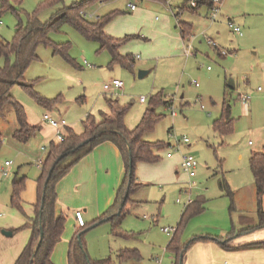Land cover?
I'll return each mask as SVG.
<instances>
[{
    "label": "rangeland",
    "instance_id": "1",
    "mask_svg": "<svg viewBox=\"0 0 264 264\" xmlns=\"http://www.w3.org/2000/svg\"><path fill=\"white\" fill-rule=\"evenodd\" d=\"M43 1L23 0L19 17L10 11L1 12L0 40L11 42L18 24L21 22L24 26L27 16ZM84 1L61 0L53 8L40 11L39 21L45 24L59 10ZM187 1L110 0L94 1L85 6L82 14L89 22L117 14L105 29L122 33L120 37H139L122 45L119 52L121 56L134 57L130 69L111 66L109 52L101 50L97 42L86 39L68 23L49 33L51 43L67 45V59L54 55L50 45L37 46L38 60L25 71L24 82L39 97L49 102L59 100L50 111L39 106L18 85L10 90V96L24 109L27 123L39 131L29 142L21 143L12 138L13 130L17 129L12 109L6 106L4 117L0 115V213L3 218L11 219L14 212L27 215V210L35 203L36 179L41 174L37 161L45 158L50 142L58 144L55 130L43 122L42 117L47 114L55 119L62 118L79 134L86 117L92 115L99 121L100 113L108 112L106 100H111L129 106L124 118L128 130L135 129L149 109L161 116L153 130L146 132L142 139L149 143L161 142L164 148L154 153L159 158L156 163L135 165L136 179L139 168H145L141 175L144 180L139 181L141 187L130 196V200L140 202V207L133 212L129 208V213L121 220L119 232L122 236L112 235V222L89 225L83 215L86 224L83 241L92 261L115 260L119 250L127 249L138 251L140 260L126 264H174L166 248L179 227L188 201L191 206H201L203 210L196 215L186 214L179 229L183 245L189 246L200 237L225 238L230 233L239 234L241 229L258 225V212H264V196L259 208L249 158L262 152L264 147V0H221L218 11H209L207 19L205 9L197 16L182 12L184 18L193 19L194 16L195 22L191 23L192 32L183 43L181 57L168 59L164 53L170 44L149 27L150 13L138 16L137 12L130 11L129 5L134 4L140 10L145 2H151L147 9L154 13L153 20L167 17L174 32L175 25L184 19L181 16L174 19V15ZM229 20L240 28L242 36L229 29ZM207 39H211L216 48L209 45ZM221 51L227 55L221 56ZM3 64L0 59V67ZM140 71L147 72L142 79L138 78ZM113 80L122 82L123 87L105 92L103 86ZM230 84L233 89L228 88ZM159 95L161 103L154 106L152 101ZM239 95L249 98L246 114L242 101H238ZM141 98L144 103H140ZM224 100L230 105L232 128L231 132L219 135L212 124L220 117ZM172 112L175 117L171 116ZM184 138L188 140L186 145L182 143ZM168 152L172 153V159L166 158ZM187 154L198 164L196 176L190 181L181 168L170 166L177 157ZM5 162H10L11 167H5ZM23 177L22 209L17 210L10 204L12 184ZM222 179L231 197L220 189ZM190 183H194V187ZM163 229L170 230V234L166 235ZM3 230L0 226V234ZM23 232L5 238L6 243L0 244V254L6 250V245L19 244Z\"/></svg>",
    "mask_w": 264,
    "mask_h": 264
},
{
    "label": "trees",
    "instance_id": "2",
    "mask_svg": "<svg viewBox=\"0 0 264 264\" xmlns=\"http://www.w3.org/2000/svg\"><path fill=\"white\" fill-rule=\"evenodd\" d=\"M94 1L105 3L110 0H86L81 3H74L69 7L59 10L47 23L43 24L39 21L40 11L53 8L61 3V0H44L32 15L27 16V22L24 26L21 22L18 24L11 42L0 40V59L4 62L3 66L0 67V115L4 117V108L6 106L12 109L18 128L13 137L17 141L27 143L36 136L39 129L27 123L24 109L10 96V90L13 86L18 85L28 92L30 97L39 106L50 111L55 108L59 99L49 102L39 97L33 88L24 82L23 75L27 68L38 60L36 48L39 45H50L52 46L54 55H61L67 59V45L53 44L49 40V33L58 30L62 24H70L86 39L97 42L101 50H107L111 56V66L120 65L124 68H132L134 57L132 55L121 56L118 51L122 45L133 39H138V36L129 35L122 39H115L104 32L105 26L117 14H109L97 18L94 22L86 20L82 12L87 4ZM191 1L189 0L188 2ZM196 1V9L202 6H208L209 8L213 6L211 0ZM22 2L23 0H0V13L10 11L19 17ZM183 11V7L179 8L175 14V18L179 19ZM178 28L181 37L187 39L190 32L180 22H178ZM160 98V95L156 96L152 104L155 106L161 103ZM106 103L108 112L101 113L99 121L92 115H88L85 121L82 122L83 131L81 134H76L68 129L63 142L58 144L50 143L41 166V174L36 181V200L33 205V218H30L29 223L23 227L30 231V236L14 264H53L51 256L55 246L61 241L67 219L63 214L58 217L56 216V185L82 158L106 142L112 143L119 150L125 176L117 192L114 205L92 225L110 221L112 222V235L115 237L122 236L119 232L121 220L129 213L131 194L140 186L136 183L135 165L137 163H156L159 158L154 153L164 148V144L161 142L149 143L142 139L146 132L153 130L154 126L160 121L161 116L156 115L154 110L149 109L143 114L137 127L133 130H128L124 125V118L129 106H121L116 101L111 100H106ZM163 103L165 106L167 105V101ZM212 126L214 132L219 135L231 132L230 105L225 100L222 103L221 115L213 121ZM1 146L2 138L0 135V149ZM249 168L254 180L257 205L260 208L264 196V147L262 152L254 153L250 156ZM12 187L10 204L13 208L21 210L20 196L25 188V179L15 180ZM219 187L231 197L232 194L223 179ZM123 202L124 205L121 207ZM202 210L201 206L193 205L184 209L179 227L175 230L168 245V250L175 257L174 264H182V253L188 247L183 245L179 239V229L186 214L196 215L201 213ZM117 213H119L118 216H116ZM258 218L259 224L257 228L264 227V212L261 210L258 212ZM40 227L43 229V236L37 247L40 238ZM84 228L77 230L70 241L68 264H124L129 260L138 259L139 255L137 251L120 250L115 260L107 258L92 261L86 253L83 241ZM249 231L248 229L241 233ZM220 243L223 248H228L225 243ZM256 246L264 248V243H259Z\"/></svg>",
    "mask_w": 264,
    "mask_h": 264
},
{
    "label": "crops",
    "instance_id": "3",
    "mask_svg": "<svg viewBox=\"0 0 264 264\" xmlns=\"http://www.w3.org/2000/svg\"><path fill=\"white\" fill-rule=\"evenodd\" d=\"M188 1L179 7V8L181 7L184 8L183 12L186 11L193 15L196 14L197 16L198 15L197 13L201 9H205L206 11L205 19H207V15L209 11H211V8H209L208 6H202L198 9H196L197 7L192 8L190 6V2ZM150 3L151 2H145V4H143V6L145 7L141 8L140 10H137L136 6L134 10H131L130 8L129 9L132 13L137 12L136 15L138 16L140 15L143 16L150 13L151 18H150L149 27L154 28L157 32H159V34L162 35V37L166 38L165 40L167 44H170L169 46H167V50L165 51L164 55H168L166 56L168 57V59L170 58L177 59L178 57H181L183 43L185 42L186 39H183L181 37L178 25H175L176 31L172 32L170 28V21L167 17L162 16L161 21H158L157 17L155 18L156 21L153 20L154 13L147 9ZM179 8H177V11ZM181 17L184 18L183 15ZM192 18L194 19L195 17L193 16ZM174 19H175V15H174ZM193 19H187L185 17L183 21L181 20V22L180 21L179 22L182 23L186 28V30H188L191 33L192 32L191 23L195 22L193 21ZM105 31L107 32V35L109 34L108 36L115 39H122L125 36H128V35H124V37H120L122 33L116 34L111 29L104 28V32ZM208 40L211 39H207V42ZM120 49L118 52H120ZM230 89H233V87ZM242 97L243 95L238 96L239 102L242 101L241 100ZM241 105L243 112L246 114V112H248L247 110L248 102L247 104L241 102ZM17 129L13 130V135H12L13 139H15L13 136L14 133L17 131ZM68 129L74 132V130L69 128L67 125V127L63 130L64 136ZM82 131H83V127H82ZM249 145L251 146L250 142ZM48 149L49 146L47 148L46 154L48 152ZM44 159L41 160L44 162ZM167 159H172V157ZM180 163H181V158L177 157L175 162L171 163L170 166L172 167L178 166L180 168ZM142 165H151V164L142 163ZM10 167L11 165L8 166L7 168ZM144 173H145V168L140 167L138 170L139 175L138 178L136 179V183L140 185L139 188L141 187V183L139 181L144 180L143 179L144 177H141V175ZM124 176H125V171L119 150L112 143L106 142L99 145L90 154L82 158L76 165H74L70 169L67 175H65L57 183L56 204H55L56 216L58 217L61 214H63L66 216L67 219L64 227V232L61 237V241L55 246L51 256V261L53 264H68V252H69L70 241L73 238L75 232L80 229L77 226L74 218L75 212H81L82 215H85L87 220L89 221V225H92L98 218L102 217L114 205L117 197V192L123 183ZM21 179H25V178L23 177ZM186 179H188V177ZM15 180L17 181L18 179ZM139 204H140L139 201L131 200V205L129 208L133 212L138 207H140ZM33 205L30 207L29 210H27V215H23L20 213L21 214L20 216L16 214V212H14L11 219L3 218L4 215L0 213L3 215L2 217H0L1 219L0 226L4 228L2 232L12 233L10 237L5 236L4 234H0V244L4 245L6 243L5 242L6 240L4 239L13 237L15 232H20L22 230L25 231L22 233V236L19 238L20 239L19 244L17 243L15 246H13L14 243L10 244L9 246L6 245V250L0 254V264H14L17 258L19 257L20 253L22 252L24 246L26 245L30 236V231L28 229H24L23 227L29 223L30 218H33V213H34ZM143 219L146 220L147 218L143 216ZM257 226L258 225H256L254 229L252 227L241 229L239 234L234 235V233L233 234L230 233L225 238H223L222 236L219 237L211 236V237H205V238L200 237L198 239H194V241H192L191 244L187 247V249L182 253V264H264V248L256 246L259 243H264V227L257 228ZM248 229L250 230L249 232L241 233ZM170 241L168 242V245ZM220 242H222V244L225 243L228 248H223ZM168 245L166 248L167 250H168ZM138 260H140V255L138 259H136V261ZM174 260L175 257L172 254V261L174 262ZM95 261H99V260H95ZM129 261H134V260H129ZM127 262H125L124 264H126Z\"/></svg>",
    "mask_w": 264,
    "mask_h": 264
},
{
    "label": "built area",
    "instance_id": "4",
    "mask_svg": "<svg viewBox=\"0 0 264 264\" xmlns=\"http://www.w3.org/2000/svg\"><path fill=\"white\" fill-rule=\"evenodd\" d=\"M211 1H212V4H213V6L211 8V12L216 13L218 11V8H219L218 6L220 5L221 0H211ZM190 6L192 8H195L197 6V1L196 0H192L190 2ZM129 8L131 10H134L135 9V5L134 4H130L129 5ZM214 13L212 15V18L213 19L215 17V14ZM228 27H229V29H231V31L235 35L242 36V33H241L240 28L237 27V26H235L232 22L228 21ZM208 44L211 45V46H213L214 48H216V45L214 44L213 41L208 40ZM186 55L189 56L191 54L186 53ZM221 55L226 56L227 55V52L221 51ZM135 58H138V57H135ZM195 86L197 87L198 85L195 83ZM122 87H123L122 82L117 81V80H113L110 84H105L103 86V90L105 92H109L110 90H119ZM241 100H242L243 103L247 104L249 98L247 96H243ZM140 102L141 103H144L145 101H144L143 98H141L140 99ZM171 115L173 117L176 116V114L173 113V112L171 113ZM42 120H43V122L47 123L49 127L53 128L55 130V132H56V139H57L58 143L63 142L64 139H65V136L63 134V130L67 127V124H66L65 120H63V119H55V118L50 117L47 114H45L42 117ZM182 143L186 145V144H188V140L186 138H184L182 140ZM166 157L167 158L172 157V153L171 152H168L166 154ZM42 164H43V161L42 160H38L37 161V166L38 167H41ZM10 165H11L10 162H6L5 163V166L6 167H8ZM197 167H198L197 161L195 160V158L192 155L187 154V155L182 156L181 163H180V168H181L182 172L188 177V180L189 181L192 180L196 176V169H197ZM4 174H6V172H4ZM194 185H195L194 183H190V186L191 187H194ZM190 204H191L190 201H188V206ZM2 216L3 215L0 214V217H2ZM74 218H75L76 224H77V226L79 228H84L86 226V224H85V222L83 220V215H82L81 212H75ZM162 231L164 233L168 234V235L170 234V230L163 229Z\"/></svg>",
    "mask_w": 264,
    "mask_h": 264
},
{
    "label": "water",
    "instance_id": "5",
    "mask_svg": "<svg viewBox=\"0 0 264 264\" xmlns=\"http://www.w3.org/2000/svg\"><path fill=\"white\" fill-rule=\"evenodd\" d=\"M146 74H147V72L140 71V72L138 73V78H139V79H142ZM229 87L232 88V87H233L232 84H230ZM126 198H127V196L125 197V200H126ZM123 205H124V202L121 204V207H122ZM118 215H119V213L116 214V216H118ZM39 231H40V238H39V241H38L37 247L39 246V244H40V242H41V240H42V236H43V229H42L41 227H40ZM2 234H4L5 236H8V237H10V236L12 235L11 232H2ZM37 247H36V249H37Z\"/></svg>",
    "mask_w": 264,
    "mask_h": 264
}]
</instances>
